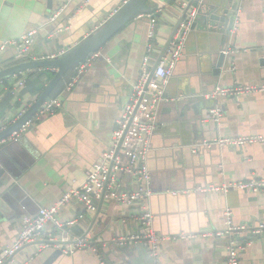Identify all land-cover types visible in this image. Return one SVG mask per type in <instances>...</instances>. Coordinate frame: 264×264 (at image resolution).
Wrapping results in <instances>:
<instances>
[{
    "label": "crops",
    "instance_id": "0c3cea01",
    "mask_svg": "<svg viewBox=\"0 0 264 264\" xmlns=\"http://www.w3.org/2000/svg\"><path fill=\"white\" fill-rule=\"evenodd\" d=\"M127 1L6 0L9 5H23V19L11 26L0 17V48L7 44L0 51V70L19 62L13 42L29 31L37 30V34L28 61L57 57L97 31ZM186 1L190 5L194 0ZM64 4L67 9L51 22L52 14ZM149 5L148 13L135 17L93 55L90 68L71 90H67L68 83L77 68L64 77L55 97L62 100V109L36 116L18 141L9 138L0 144V172L4 171L0 203L8 217L0 223V254L16 242L23 216L35 215L77 189L112 148L117 122L130 102L131 85L140 79L145 58L154 70L185 13L179 0H151ZM148 15L156 24L152 40ZM222 38L202 26L190 30L173 77L161 85L168 100L158 107L148 159L153 195L132 206L103 200L94 214L85 213L78 201L65 205L59 219L66 222L83 215L72 235L85 238L88 247L73 254L62 252L53 264H228L231 238L218 236L227 229L225 213L232 212L238 225L254 228L264 224V189L238 187L264 179V142L244 146L216 143L228 137H264V92L207 98L218 88L264 85V0L241 1L224 66L216 76L214 58L223 51ZM28 74L0 83V132L38 98L25 94L26 89L14 91L18 79ZM7 97L11 101L6 104ZM215 106L224 112L220 124L206 119ZM118 181V193L139 188L133 173H120ZM144 206L153 213V228L161 239L156 258L144 239L117 244L123 237L143 236L140 216ZM48 227L58 236L53 224ZM238 240L243 246L240 264H264V236L248 231ZM45 244L38 240L25 246L13 264H45L62 251L58 244Z\"/></svg>",
    "mask_w": 264,
    "mask_h": 264
},
{
    "label": "built area",
    "instance_id": "2783aa9c",
    "mask_svg": "<svg viewBox=\"0 0 264 264\" xmlns=\"http://www.w3.org/2000/svg\"><path fill=\"white\" fill-rule=\"evenodd\" d=\"M179 3L186 13L190 6L188 2L186 0H179ZM67 7V4L62 5L52 14L50 21L54 22L59 19ZM143 14H140L141 17ZM184 15L166 50V55L160 60L154 72L148 67V59L145 58L140 79L138 82L131 85L132 95L130 102L124 107L121 118L117 122L112 148L105 153L102 160L96 162L92 166L87 179L77 189L68 191L57 204L48 208H41L35 215L22 217L20 221L21 230L17 240L11 247L4 249L0 254V264H13L15 255L21 249L38 240L46 242L44 247H49L51 244H58L62 252L66 254H73L79 249L87 248L88 244L85 238H75L72 235V229L84 218V216L81 215L80 217L67 220L66 222H62L59 219L62 208L72 201H78L83 204L85 213L94 214L97 212L98 204L102 200H109L121 205L132 206L138 201H147L153 195L150 189L151 174L148 168V159L152 151V138L157 130L158 107L161 102L168 100L165 96V92L161 89V85L167 84L173 77L176 65L183 56L186 39L195 18V11L188 12L187 16ZM148 17L151 18V28L148 37L152 40L155 36L156 24L152 15H148ZM36 34L37 30H31L19 41L13 42L18 49L16 61H25L29 59L30 49L35 42ZM6 46V43L3 44L0 51H4ZM92 58L93 56L76 67V74L68 83L67 90H71L79 81L81 75L90 68ZM18 80V83L14 87V91L20 92L25 90L27 78L21 76ZM253 92H264V85L218 88L208 95L207 98L217 99L221 96L230 97ZM62 107L63 102L60 98L50 97L44 103L37 116L54 114L62 109ZM223 113L221 107H212L208 111L206 119L220 124ZM21 116L22 114L20 117ZM32 123L33 120L26 123L11 137V139L18 141ZM6 141L7 140H4L0 142V144ZM258 142H264V137H228L216 141V143L220 145L234 146H244ZM123 172H130L135 175L136 182L139 185L136 191L118 193V189L121 187L119 185L118 175ZM238 187L243 190L256 188L264 189V179L257 182L240 183ZM213 189L215 188H212V190ZM174 194L176 195L177 193ZM225 215L227 229L224 233H218V236H228L231 238L228 244V264H240L239 258L243 251V246L238 240L239 237L248 231H251L257 236H264V224L249 228L246 225L235 224L232 219V212L227 211ZM140 223L145 230L143 236L123 237L119 239L117 244L123 246L129 241L144 239L148 251L156 258L159 256L158 248L161 239L154 231V215L147 206H144L143 213L140 216ZM50 224H53L55 229L58 230V236L56 235L54 237L52 235V231H50L48 227ZM181 238L193 239V237L187 236H182ZM64 245H66L67 249H62ZM93 251L97 253L98 250L93 249Z\"/></svg>",
    "mask_w": 264,
    "mask_h": 264
},
{
    "label": "water",
    "instance_id": "95a60500",
    "mask_svg": "<svg viewBox=\"0 0 264 264\" xmlns=\"http://www.w3.org/2000/svg\"><path fill=\"white\" fill-rule=\"evenodd\" d=\"M151 0H128L114 15L104 23L97 31L85 38L81 43L54 58L29 60L0 70V83L18 75L36 70L52 68L55 73L43 91L39 94L33 105L10 127L0 132V142L11 138L26 123L33 120L44 103L51 97L54 90L61 83L67 73L78 67L87 59L98 53L110 42L130 21L140 14L150 11ZM242 0H194L184 16H187L191 8H195V18L191 30L197 27L203 28L220 35V44L223 51L216 48L214 75L219 76L225 63V52L236 24V16ZM173 39V38H172ZM172 39L169 41V47ZM264 67V57L261 59ZM155 70V69H154ZM153 70V72H154ZM4 171L0 172V176ZM103 201V200H102ZM7 210L0 203V223L7 219ZM62 254V251L52 255L45 264H53L54 260Z\"/></svg>",
    "mask_w": 264,
    "mask_h": 264
},
{
    "label": "trees",
    "instance_id": "16d2710c",
    "mask_svg": "<svg viewBox=\"0 0 264 264\" xmlns=\"http://www.w3.org/2000/svg\"><path fill=\"white\" fill-rule=\"evenodd\" d=\"M20 62H24V61L15 62L13 64L15 65ZM54 73L55 72H53L52 68L36 69V70L30 71L27 77L25 94L28 93L29 95L39 96V94L43 91L45 86L49 83V81L54 76ZM70 73L71 71L66 74L65 78L68 77ZM3 83L6 84L7 80H5ZM61 90H62V81L52 93L51 98H55L60 93ZM5 100L7 104L8 102L11 101V97H7Z\"/></svg>",
    "mask_w": 264,
    "mask_h": 264
},
{
    "label": "clouds",
    "instance_id": "9594fccd",
    "mask_svg": "<svg viewBox=\"0 0 264 264\" xmlns=\"http://www.w3.org/2000/svg\"><path fill=\"white\" fill-rule=\"evenodd\" d=\"M23 5L19 3H0V17H3L9 25L17 26L22 22L23 19Z\"/></svg>",
    "mask_w": 264,
    "mask_h": 264
}]
</instances>
